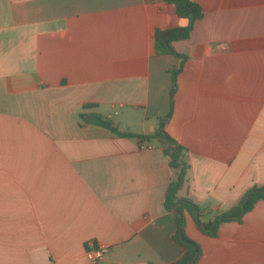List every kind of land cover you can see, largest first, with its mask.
Segmentation results:
<instances>
[{
	"label": "crops",
	"instance_id": "obj_1",
	"mask_svg": "<svg viewBox=\"0 0 264 264\" xmlns=\"http://www.w3.org/2000/svg\"><path fill=\"white\" fill-rule=\"evenodd\" d=\"M205 17L186 56L155 32L185 28L164 0H0V264H173L176 177L156 142L83 126L166 131L188 152L192 199L214 220L264 187V0H191ZM148 148H142V144ZM198 264H264V201L212 238L186 214Z\"/></svg>",
	"mask_w": 264,
	"mask_h": 264
},
{
	"label": "trees",
	"instance_id": "obj_2",
	"mask_svg": "<svg viewBox=\"0 0 264 264\" xmlns=\"http://www.w3.org/2000/svg\"><path fill=\"white\" fill-rule=\"evenodd\" d=\"M168 5L175 7V12L180 18L188 19L189 24L185 28L174 29H157L155 32V45L157 55H174L180 58H186L177 52L174 43L188 40L194 31L195 24L205 17L202 7L191 0H164ZM98 107L95 104H86L83 113L80 114V121L83 126L88 124L98 125L108 128L118 136L125 138H138L146 142H156L170 158V165L176 172V177L169 186L165 206L169 211H175L177 217V231L173 238L176 243L184 248L185 253L181 259L173 264H198L202 257L201 246L190 239L186 234V214H191L200 230L215 238L218 236V230L221 224L227 222H242L245 215L254 210L255 206L264 201V187L253 188L245 198L229 211L217 215L213 221L203 223L201 218L204 215L203 210L190 198L180 196V191L189 183L190 164L188 161L187 149L179 144L166 131L167 118L159 121L158 128L150 135H135L132 133L122 132L108 118L98 113H88L87 111ZM98 248V247H96ZM152 264V263H151Z\"/></svg>",
	"mask_w": 264,
	"mask_h": 264
},
{
	"label": "built area",
	"instance_id": "obj_3",
	"mask_svg": "<svg viewBox=\"0 0 264 264\" xmlns=\"http://www.w3.org/2000/svg\"><path fill=\"white\" fill-rule=\"evenodd\" d=\"M149 145L144 143L142 144V148H148ZM106 248L105 247H99L95 250H90L88 252L89 258L92 261L93 264H98L100 262V260H102L105 252H106Z\"/></svg>",
	"mask_w": 264,
	"mask_h": 264
}]
</instances>
